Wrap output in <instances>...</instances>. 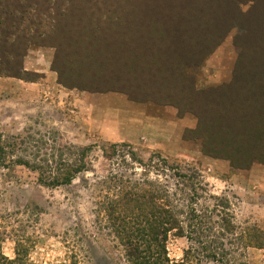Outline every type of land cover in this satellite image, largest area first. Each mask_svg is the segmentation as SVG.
<instances>
[{"label": "rangeland", "instance_id": "rangeland-1", "mask_svg": "<svg viewBox=\"0 0 264 264\" xmlns=\"http://www.w3.org/2000/svg\"><path fill=\"white\" fill-rule=\"evenodd\" d=\"M119 1L124 3L120 16L125 24L122 31L124 34L120 35L119 41L131 48L143 65L131 74L135 80L132 92L137 97H144L148 92L151 95L159 92L164 94L173 87L180 74L178 71L173 72L175 64L182 63L189 56V35L181 28L174 31L172 22L162 20L163 17L174 18L172 6L175 5L168 0ZM185 1L188 7L183 8L184 17L202 21L213 18L212 13L201 16L197 11L190 10V5H207L206 0ZM222 1L230 17V4L237 1ZM237 7L241 12L239 22L233 21L235 25L221 33V42L199 67L184 70L186 76L194 77L197 90L228 86L238 58L239 38L244 36L246 40L254 39L252 30H258L255 31L257 38L264 36V12L259 11L253 15L251 3L247 0L237 3ZM66 8L69 14H65L62 6L58 18L66 21L65 25L70 20L67 24L69 27H58L57 35L65 36V29L68 28L71 37L81 36L85 40L87 29L78 28L89 27L93 20L85 13L86 0H74ZM179 13L182 14L181 11ZM45 14L56 15L57 18V3L53 10ZM79 19L82 20L80 24ZM220 22L222 28L227 24L224 20ZM53 38L50 36L46 40L45 47L31 46L27 49L22 60L23 70L27 69L24 80L0 76V147L15 144L16 148L25 151L16 149L14 155H10L9 149H5L4 154L0 155L1 253L11 264L17 256L27 264H127L124 250L104 212L103 204L113 199L121 186L128 190L133 182L158 180L161 183L167 181L172 188L175 179L155 175L151 168L144 171L138 165H133L128 157H122L132 151L137 158L147 162L153 152L159 151L123 142H107L96 133L100 130V124L95 122L98 114L95 107L100 94L128 100L126 95L77 90L65 95L64 91L57 92V81H45L41 73L33 71L42 68L49 60L51 70L53 67L64 72V76H70L72 69L68 61L76 55H80L81 60L85 59L82 56H86L87 50H84L86 46H82L62 50L57 60V51L53 48L57 38ZM45 51L51 52L50 57L40 55ZM81 72L87 75L85 68H81ZM163 74L170 83L161 82ZM146 104L152 110L165 107L178 116V110L172 105ZM184 115L193 116L188 113ZM194 129L183 133L187 148L181 150V155L162 156L169 164L175 162L184 168L195 169L208 185L210 195L228 200L236 234H240L243 237L241 243L245 242L248 246L242 249V260L245 264H264V251L259 248L260 241H255L264 237V165L254 163L247 170H233L229 169L227 161L203 156L200 140L194 139ZM111 144H118V147L109 150ZM123 144L128 147L121 146ZM59 146L73 147L68 152L62 150L69 155V152L77 154L76 148H90L86 158L87 171L76 175L69 185L56 188L44 186L38 181L39 171L12 163L19 158L30 164L41 165L42 160L50 155V150L54 148L56 153ZM103 149L109 158L103 155ZM44 174L47 178L51 177L50 173ZM212 204L207 200L199 201L195 208ZM187 247L186 239L170 235L166 244L169 259L180 261Z\"/></svg>", "mask_w": 264, "mask_h": 264}, {"label": "trees", "instance_id": "trees-1", "mask_svg": "<svg viewBox=\"0 0 264 264\" xmlns=\"http://www.w3.org/2000/svg\"><path fill=\"white\" fill-rule=\"evenodd\" d=\"M169 1L175 5L172 6L174 18L163 17L162 20L172 22L174 31L181 28L189 35V56L182 63L175 64L173 72L180 74L173 87L164 94L151 95L148 92L144 97H137L132 92L135 80L131 74L143 65L137 54L119 41L125 25L120 16L124 3L119 0H86L85 13L93 20L89 27L78 28L87 29L85 40L81 36L71 37L68 28L65 29V36L57 35L59 28L64 29L70 22L68 20L65 25L66 21L58 18L61 7L65 14H69L66 5L74 0H0V76L24 80L26 71L22 68V60L27 49L31 46L45 47L50 36L57 38V44L53 43L57 60L64 49L86 46V56H82L84 60L75 54L76 57L68 61L72 69L70 76H64V72L52 67L57 73L59 85L88 93L118 92L135 103L172 105L178 110L179 117L188 113L196 118L194 139L200 140L203 156L227 161L233 170L244 171L254 163L264 165V36L257 38L255 31L258 30H252L254 39L239 38L238 58L228 86L197 90L194 77L186 76L184 71L199 67L219 45L225 30L231 29L234 22H239L241 12L237 3L245 0H234L237 2L230 4V17L226 8L224 10L222 0H206L207 5H190V10L197 11L201 16L204 13L213 14L212 19L204 21L184 17L185 0ZM247 1L251 3L253 15L264 12V0ZM56 3L57 18L56 15L45 14L53 10ZM222 20L227 21L224 28L220 22ZM81 21L79 19V24ZM247 30L250 33V29ZM81 68L86 69L87 75L81 72ZM160 80L165 84L170 83L165 74ZM189 131L185 130L184 133ZM183 140L186 141L184 134ZM121 146L128 147L126 144ZM116 147L118 144H111L109 150ZM70 148L74 149L59 146L56 153L52 148L41 165L19 158L11 161L16 166L39 171V183L56 188L69 185L76 175L87 171L86 158L90 148H76L77 154L63 153L62 150L68 152ZM5 149H9L10 155H14L16 149L25 152L16 148L15 144H7L0 147V155L4 154ZM102 152L108 157L104 149ZM125 156L144 171L151 168L155 175L175 179L172 188L167 181L161 183L158 180L133 182L128 190L121 186L117 189V195L103 204L104 212L124 250L127 264H245L242 249L248 246L245 242L241 243L243 237L236 234L228 200L210 195L208 185L202 181L198 171L175 162L169 164L159 152H153L147 162L137 158L132 151L122 155ZM44 173H50L51 177H45ZM204 200L213 204L195 208L197 202ZM170 235L188 242L180 261L168 257L166 244ZM255 241H260L259 248L264 251V237ZM9 263L10 260L1 253L0 248V264ZM13 264L27 263L17 256Z\"/></svg>", "mask_w": 264, "mask_h": 264}, {"label": "crops", "instance_id": "crops-1", "mask_svg": "<svg viewBox=\"0 0 264 264\" xmlns=\"http://www.w3.org/2000/svg\"><path fill=\"white\" fill-rule=\"evenodd\" d=\"M50 53L45 51L40 55L43 54L46 57ZM33 71L41 73L45 81H57V92L64 91L65 95L76 92L58 84L57 75L51 70L49 60L42 68H36ZM109 97L106 94H100L95 107L98 112L95 122L100 124V130L96 133L104 141L141 146L157 150L159 153L171 157L181 155V150L187 148L186 142L183 140V133L185 130L194 129L196 126L195 117L189 115L179 117L174 111L165 107L152 110L146 103H135L124 98ZM228 167L230 169L229 165ZM233 175L237 174L233 173Z\"/></svg>", "mask_w": 264, "mask_h": 264}]
</instances>
